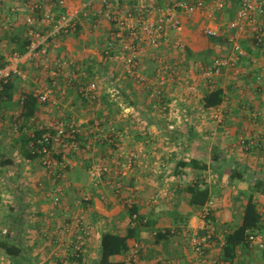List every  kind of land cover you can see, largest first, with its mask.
Here are the masks:
<instances>
[{
    "label": "crops",
    "instance_id": "1",
    "mask_svg": "<svg viewBox=\"0 0 264 264\" xmlns=\"http://www.w3.org/2000/svg\"><path fill=\"white\" fill-rule=\"evenodd\" d=\"M151 1L163 5L170 0ZM78 2L68 0L69 4ZM11 7L16 8L15 13L10 12ZM236 8L235 0H224V7L213 13V26L223 28ZM26 12L25 0L0 1V26H11L8 31L0 28V65L27 39ZM180 20L179 28L169 33V44L142 57L140 70L150 80L155 74L154 53L169 64L153 83H136L110 60L105 53L109 24L104 19L96 25L79 21L75 31L56 38L48 55L32 57L20 65L25 79L14 74L9 77L12 89L0 100V239L19 244L30 262L95 264L103 231L124 235L132 229L128 249L110 256L112 264H125L134 249L133 264H264V250L248 244L237 246L232 261L221 259L224 233L241 223L249 198L259 208L263 224L259 233L264 239V88L256 84L264 66V46L254 45L249 35L242 34L240 42L246 54L237 67L213 77L215 88L223 94L217 105L222 108L218 121L211 115L214 106L204 105L208 89L200 78V67L228 54L230 45L224 36L203 34L206 19L202 12L180 13ZM175 39L182 47L172 46ZM71 61L77 66L79 85L98 83L96 100L88 102L78 88L71 87L60 97V107L38 104L26 115L27 94L35 96L37 90L48 88L59 97ZM186 80L198 87L193 95L185 89ZM113 84L121 92L116 99L107 92ZM153 91L159 92L158 97ZM252 109L259 113L254 121ZM17 115L22 124L19 129L13 127ZM70 118L82 121L81 142L94 136L95 121L109 138L94 142L87 151H67L65 173L58 180L62 185L60 202L53 205V175L38 158L26 157L21 140L26 131ZM224 128L230 129L229 136L223 134ZM115 131L122 135L118 147L111 142ZM191 159L194 165L182 164ZM100 162L110 172L92 179L89 168ZM116 173L122 174L118 191L112 188ZM192 183L206 187L210 201L219 203L214 222L206 227L202 217L205 207L190 203L186 187ZM131 208L143 223L131 217ZM77 218L91 228L79 258L72 256L70 247L75 237L72 223ZM206 231L212 237L205 255L199 258L188 243L189 236ZM0 264H13L1 247Z\"/></svg>",
    "mask_w": 264,
    "mask_h": 264
},
{
    "label": "built area",
    "instance_id": "2",
    "mask_svg": "<svg viewBox=\"0 0 264 264\" xmlns=\"http://www.w3.org/2000/svg\"><path fill=\"white\" fill-rule=\"evenodd\" d=\"M3 1V0H0ZM237 4L234 16L222 27L213 26V13L224 7V0H170L163 5L155 4L151 0H79L78 4H69L68 0H25L27 12L23 16L27 26L26 37L28 44L26 50H11L0 65V100L4 97V84L11 75L25 79L26 75L20 69V65L32 57L46 56L56 46V38L59 35L69 34L77 29L80 22H92L98 24L100 19H104L109 24V39L105 46V53L110 60L119 66L125 76L130 77L136 83H153L155 79L162 77V74L169 69V64L160 54H153L155 62V74L150 80L140 70L142 57L149 50H157L162 45L170 43L169 33L179 28L181 24L180 13L193 14L202 12L205 16V23L202 32L206 36L226 37L230 51L228 54L214 58L208 66L200 67V78L208 91L217 89L214 84V76L220 75L224 70L237 67L240 57L246 53L243 49L240 38L242 34L250 36L253 44L264 46V0H235ZM11 13L16 12L15 7L10 8ZM4 31H8L11 26L2 23L0 26ZM175 48L182 47L178 40L172 41ZM67 64V63H65ZM71 65V66H70ZM67 66L71 68L65 72V86L59 88V97L53 95V89H40L35 93L39 105H51L58 108L61 105L60 97L67 93L68 88L76 87L79 93L88 102L96 100L98 95V83L89 82L86 85H79L77 80V66L74 62H69ZM199 70V67L197 68ZM54 74L56 70L53 69ZM199 75V71H198ZM109 78L112 80L113 76ZM190 78H188L189 80ZM185 82L186 91L193 95L197 91V85L193 81ZM258 88H264V66L261 74L256 77ZM110 97L116 99L121 95L120 88L115 84L109 86L107 90ZM159 92L153 91L152 95L157 96ZM158 97V96H157ZM258 111L252 109L250 116L254 121L258 117ZM211 115L221 121L222 108L215 105L211 110ZM13 127H22L19 116L13 118ZM94 136L88 140L80 141L79 137L83 133L82 121L70 118L66 121L55 120L50 122L46 128L39 126L37 130H47L36 136L35 130L26 131L30 139L27 142L28 152L38 158L43 168L53 175L54 191L52 194V204L60 202L62 185L60 180L65 173L67 151L76 152L78 150L92 149L94 142L102 143L109 138L105 134L98 121L93 124ZM223 134L230 135V129L224 128ZM121 133L114 132L111 139L112 145H120ZM244 143V139H241ZM132 157L128 159V166L131 165ZM110 170L105 163H96L89 168V176L92 179H100L109 174ZM116 173L112 181V188L118 191L121 187L119 176ZM131 204L129 203V206ZM208 208L203 210V223L205 227L209 224L205 220ZM136 218V213L132 215ZM75 230V237L70 243L71 254L75 258L83 255L85 242L91 235L90 226L77 218L72 223ZM212 233L206 231L202 235L192 234L188 243L192 250L202 258L205 255V248L208 245ZM249 245H255L264 250V239L259 231L250 233L247 237ZM137 250L127 257L125 264H133ZM215 264H226L223 261Z\"/></svg>",
    "mask_w": 264,
    "mask_h": 264
},
{
    "label": "trees",
    "instance_id": "3",
    "mask_svg": "<svg viewBox=\"0 0 264 264\" xmlns=\"http://www.w3.org/2000/svg\"><path fill=\"white\" fill-rule=\"evenodd\" d=\"M28 44V40L24 39L22 41V45L20 52H24L26 50V45ZM12 89V83L8 80L4 84L3 95L8 94V91ZM7 96V95H6ZM222 91L221 89H214L208 91L204 97V105L205 106H215L218 105L222 101ZM38 105L36 96L33 94L26 95V105H25V114L30 115L36 109ZM47 130H35L36 136H40L42 132ZM30 139L29 135H25L22 138V144L25 148V155L27 158H35L34 155L30 154L26 149V145L28 140ZM195 160L191 159L187 162H182L185 165H194ZM186 190L191 194L190 203L194 205H198L200 207L208 208V212L205 215V220L207 223L214 222V209L219 207V203L216 201H210L209 192L206 187H203L199 183H192L186 187ZM132 211L131 217L136 211L134 208H131ZM140 222L143 223L142 219L139 218V215L136 213V218ZM263 224L261 222V215L259 212V208L257 204L249 198L244 205L242 220L241 223L226 231L224 233V241L222 244V253L221 259L226 261H232L237 255V246L248 244L247 237L250 233L257 232L261 230ZM165 234V233H164ZM133 235L132 229H128L124 235L113 231H103L100 237V247H99V258L95 264H112L110 261V256L120 254L125 252L128 249L127 239ZM166 235V234H165ZM0 247L3 249L4 253L7 257L10 258L11 263L13 264H32L28 257L23 254V249L19 244H15L12 241H8L7 239H0ZM25 262V263H24ZM124 264V263H123Z\"/></svg>",
    "mask_w": 264,
    "mask_h": 264
},
{
    "label": "rangeland",
    "instance_id": "4",
    "mask_svg": "<svg viewBox=\"0 0 264 264\" xmlns=\"http://www.w3.org/2000/svg\"><path fill=\"white\" fill-rule=\"evenodd\" d=\"M87 23H89V22L87 21ZM97 28H98V27H97ZM217 57H218V56H217ZM214 58H216V57H214ZM214 58H213V59H214ZM213 59H212V60H213ZM190 64H191V63H190ZM48 106L50 107L51 105H48ZM51 107H52V106H51ZM47 109L50 111V108H47ZM21 141H22V140H21ZM20 148H22V152L25 153V151H24V149H25L24 146H20ZM202 215H203V213H202ZM202 217H203V216H202ZM32 264H35V263L32 262Z\"/></svg>",
    "mask_w": 264,
    "mask_h": 264
}]
</instances>
